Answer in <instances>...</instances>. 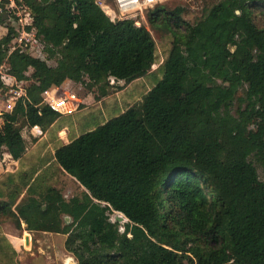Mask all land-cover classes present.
<instances>
[{
  "label": "trees",
  "instance_id": "1",
  "mask_svg": "<svg viewBox=\"0 0 264 264\" xmlns=\"http://www.w3.org/2000/svg\"><path fill=\"white\" fill-rule=\"evenodd\" d=\"M22 3L33 16L27 28L51 46L46 59L9 55L16 28L0 37V68L10 77L0 75V100L18 84L27 93L3 113L0 159L27 154L18 121L48 130L62 116L43 102L52 86H126L156 70L163 78L140 102L56 148L54 163L86 189L82 198L39 178L16 211L0 210L18 229L24 221L36 234H65L78 264H264V181L254 163L264 168V0H202L192 20L183 6L148 9L150 27L168 38L153 71L158 44L147 26L112 20L96 0ZM111 211L128 219L123 230Z\"/></svg>",
  "mask_w": 264,
  "mask_h": 264
},
{
  "label": "rangeland",
  "instance_id": "2",
  "mask_svg": "<svg viewBox=\"0 0 264 264\" xmlns=\"http://www.w3.org/2000/svg\"><path fill=\"white\" fill-rule=\"evenodd\" d=\"M158 5L162 7L167 6L168 8L183 6L188 10L185 16L186 19L192 20L195 14L201 11L202 0H171L169 2H160ZM9 24H11V21L8 20L4 24V27L1 26L0 37L5 34L4 32L7 31L5 27H7L6 25ZM142 24L147 26L151 30L158 44V56L156 63L152 67L153 71L159 67L166 55V50L168 48V38H166L164 34L165 32L159 27H150L147 21ZM48 63L50 65L56 64L53 59H48ZM162 78L163 71L156 70L132 81L126 86H124V81H118L114 79L111 80V86L106 89L94 88L93 90H89L81 84L74 85L70 83L71 86L68 85V87L66 84L63 88L69 91L71 90L74 94H76L83 100V103L80 109L76 112L72 114L62 115L57 120V124L50 128L49 131L51 134H55L60 128L67 127L68 134L70 135V140L74 139L83 133L95 129L109 119L123 113L129 106L140 102L147 94V92L152 89ZM240 94L246 96L247 99L250 98V95L246 92L245 89H243ZM5 104L3 103V100L1 98L0 108L5 107ZM45 142H47V139L41 141L40 145L38 143L35 144V141H32L31 150L37 151L43 149V152L48 151L49 155L53 156L52 151H54L55 146L53 144H45ZM58 145H60V143ZM47 162L48 160L46 159L45 163ZM254 163L257 167L260 179L264 181V168L256 162ZM43 169L48 171L45 172V178L52 179L54 185L61 189L67 199H70L72 197L82 198L85 195L86 189L82 185H80V183H78L71 175H68L61 171L57 163L53 164L52 162H50L49 166ZM21 171L19 172V174H21ZM109 216L112 221H119L121 230L124 229V224L128 222V219L120 212L111 211L109 213ZM41 244L42 251L38 250L37 248L34 249V251L36 252L32 251L33 254L31 255V257H33L34 261L37 259L42 260L41 257L45 256L44 258L45 260H47V263L52 264H66L65 261L69 258H72L76 262H78L77 258L72 253L65 250V247L63 246V240H60L56 237H46L41 241ZM34 261L32 262V264L34 263Z\"/></svg>",
  "mask_w": 264,
  "mask_h": 264
},
{
  "label": "crops",
  "instance_id": "3",
  "mask_svg": "<svg viewBox=\"0 0 264 264\" xmlns=\"http://www.w3.org/2000/svg\"><path fill=\"white\" fill-rule=\"evenodd\" d=\"M70 83L72 82L69 79L66 80L61 85V88H63L66 84L67 87L68 85L71 86ZM56 122L53 123L50 128L56 125ZM2 125H4L3 114H0V126ZM13 127L22 132L23 136L28 140L29 145L27 154L20 160H15L12 155L7 152H5L2 159H0V205L4 203L8 204V208H10L12 212L17 210V204L26 195L31 182L40 178L39 183L42 184V186H45V184L47 183L55 186L52 182V179H49V181L47 182L45 178L44 181L46 183L41 182L42 180L40 175L45 171V169L43 168L48 167L50 162L54 164L53 160L55 159L54 152L56 148L70 142V135L68 134L67 127L60 128L55 134L50 133V128L48 130H44L41 127L44 134L40 136L34 135L31 130L32 127H29L26 124L25 119L18 121ZM62 133H64V135ZM45 139H47V142H45V144H53L55 146L54 151H52L53 156H50L48 151L43 152V149L37 151L31 150L32 141H35V144L38 143L40 145V142ZM59 143L60 145H58ZM46 159L48 160L47 163H45ZM33 165H38V171L36 170L34 175H32L31 177L25 175L26 171H29ZM20 171L21 174H19ZM46 237H56L60 240H63V246L65 247V250L68 251L65 246V241L67 238L65 234L48 231L36 234V231H29L26 229V223L24 221H22V229H18L14 223V220L6 213L4 214L3 209L0 210V264H32V262L34 261L33 257H31V255L33 254L32 251H34L33 243L35 242L34 244L37 246V249L42 251L41 241ZM27 239H29V243H27ZM44 257L45 256L41 257L42 260H35L33 264H52L47 263V260H45ZM71 259L72 258L66 260V264ZM76 263L78 264V262Z\"/></svg>",
  "mask_w": 264,
  "mask_h": 264
},
{
  "label": "built area",
  "instance_id": "4",
  "mask_svg": "<svg viewBox=\"0 0 264 264\" xmlns=\"http://www.w3.org/2000/svg\"><path fill=\"white\" fill-rule=\"evenodd\" d=\"M171 0H96V4L112 20H133L137 26L147 21L146 11L154 8L160 2H169ZM20 2V3H19ZM23 0H0V16L5 14L7 21H11L10 26L16 28L17 34H12L11 41L8 44V54L19 51H29L38 58L46 59V46H51L47 41L38 34L35 27L32 26L33 16L30 7ZM6 21V22H7ZM5 22V23H6ZM4 32L7 34L8 25ZM4 27V26H3ZM4 64L0 68V75L3 79L8 80L10 77L4 71ZM16 82V80L14 79ZM16 88H10L2 97L5 107L0 108V114L12 111L17 102L26 97L25 87L17 85ZM43 102L52 110L62 114H72L80 109L83 100L74 94L71 90L61 88V86H52L44 91ZM3 111V112H2ZM36 136L43 135L44 132L39 125L31 128Z\"/></svg>",
  "mask_w": 264,
  "mask_h": 264
},
{
  "label": "water",
  "instance_id": "5",
  "mask_svg": "<svg viewBox=\"0 0 264 264\" xmlns=\"http://www.w3.org/2000/svg\"><path fill=\"white\" fill-rule=\"evenodd\" d=\"M29 239H27V243H29L28 241ZM67 264H77L76 261L74 259H71Z\"/></svg>",
  "mask_w": 264,
  "mask_h": 264
},
{
  "label": "bare ground",
  "instance_id": "6",
  "mask_svg": "<svg viewBox=\"0 0 264 264\" xmlns=\"http://www.w3.org/2000/svg\"><path fill=\"white\" fill-rule=\"evenodd\" d=\"M62 134H64V133H62Z\"/></svg>",
  "mask_w": 264,
  "mask_h": 264
}]
</instances>
